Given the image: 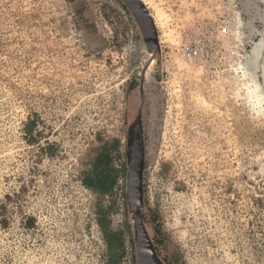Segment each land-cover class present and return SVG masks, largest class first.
Listing matches in <instances>:
<instances>
[{"label":"rangeland","instance_id":"obj_1","mask_svg":"<svg viewBox=\"0 0 264 264\" xmlns=\"http://www.w3.org/2000/svg\"><path fill=\"white\" fill-rule=\"evenodd\" d=\"M143 224L162 264H264V0H143ZM150 60L122 0H0V264H136L127 138ZM105 151L107 191L85 176ZM101 168V167H100Z\"/></svg>","mask_w":264,"mask_h":264},{"label":"water","instance_id":"obj_2","mask_svg":"<svg viewBox=\"0 0 264 264\" xmlns=\"http://www.w3.org/2000/svg\"><path fill=\"white\" fill-rule=\"evenodd\" d=\"M134 14L147 51L151 55L141 73V103L130 122L127 138V185L126 194L129 211L135 228L136 264H162L158 258L149 233L143 224V176L145 150L142 128V104L144 92L142 80L146 69L154 59L159 60L158 33L152 15L142 0H122Z\"/></svg>","mask_w":264,"mask_h":264},{"label":"trees","instance_id":"obj_3","mask_svg":"<svg viewBox=\"0 0 264 264\" xmlns=\"http://www.w3.org/2000/svg\"><path fill=\"white\" fill-rule=\"evenodd\" d=\"M108 165V155L105 151H102L97 155L93 168L84 178V184L87 187L97 190L107 191L111 185L109 179V170L104 171V167ZM101 167V168H100Z\"/></svg>","mask_w":264,"mask_h":264},{"label":"bare ground","instance_id":"obj_4","mask_svg":"<svg viewBox=\"0 0 264 264\" xmlns=\"http://www.w3.org/2000/svg\"><path fill=\"white\" fill-rule=\"evenodd\" d=\"M150 56L152 57L153 53ZM247 64L252 71L257 88L260 90L259 92L264 100V40H260L255 45L253 55Z\"/></svg>","mask_w":264,"mask_h":264}]
</instances>
